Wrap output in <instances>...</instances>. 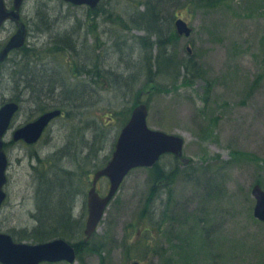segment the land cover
Instances as JSON below:
<instances>
[{"label": "rangeland", "instance_id": "rangeland-1", "mask_svg": "<svg viewBox=\"0 0 264 264\" xmlns=\"http://www.w3.org/2000/svg\"><path fill=\"white\" fill-rule=\"evenodd\" d=\"M139 1L101 0L90 16L86 7L61 0H24L20 15L28 35L22 51L32 58L14 51L0 65V105L20 98L22 84L16 88L13 72L27 67L52 82V92L46 88L34 96L43 112L58 102L64 107L40 141L28 147L11 143L12 131L42 112L34 100L20 105L4 137L9 165L0 233L17 240L36 231L49 236L53 230L36 221L38 189L48 186L47 179L69 180L66 197L59 198L56 189L52 199H62L82 226L67 241L76 249L84 238L93 174L106 165L121 128L142 102L148 127L181 137L189 163L161 158L160 171L175 172L170 186H153L148 169L131 171L90 240L102 246V254L81 249L71 264H264V223L253 216L251 194L255 184L264 190V0H218L209 7L197 0H178V7L176 0H154L165 30L175 29L178 19L190 29L189 36L165 46L159 65L158 48L147 42L156 36L133 21L146 8H136ZM5 2L11 7V0ZM41 16L49 25L44 34L35 29ZM119 17L129 19L125 27L115 23ZM15 30L11 22L0 28V48ZM51 34L68 35L77 45L74 55L68 53L82 66L73 77L67 73L69 58L52 55ZM101 72L103 83L96 77ZM107 190L103 178L97 192L102 196ZM141 233L154 254L137 247Z\"/></svg>", "mask_w": 264, "mask_h": 264}, {"label": "water", "instance_id": "water-1", "mask_svg": "<svg viewBox=\"0 0 264 264\" xmlns=\"http://www.w3.org/2000/svg\"><path fill=\"white\" fill-rule=\"evenodd\" d=\"M13 7L8 9L4 0H0V27L7 21H12L17 30L0 51V63L8 53L20 48L25 40L26 28L20 22V8L24 0H12ZM72 5H85L94 9L100 0H63ZM179 35L189 36L190 29L182 20L175 22ZM18 110V104L5 103L0 107V207L6 198L3 190L7 178L5 175L7 160L2 150V138L6 134L10 122ZM59 110L48 111L37 119L18 128L13 133V141L23 140L27 144L36 143L51 120L60 115ZM148 108L145 103H138L132 110L129 120L121 129L110 160L105 167L94 173L91 188L87 193L88 217L84 226L85 241L96 231L104 211L114 197L125 176L134 168H151L162 154L171 153L181 158L184 141L181 137L148 128L146 119ZM186 164V159H181ZM102 177L109 180V187L104 196L96 191V184ZM251 194L255 199L253 216L264 222V190L256 184ZM76 252L74 247L63 239H54L44 243H17L8 234L0 233V264H41L67 262L74 263ZM133 264H139L134 262Z\"/></svg>", "mask_w": 264, "mask_h": 264}, {"label": "trees", "instance_id": "trees-1", "mask_svg": "<svg viewBox=\"0 0 264 264\" xmlns=\"http://www.w3.org/2000/svg\"><path fill=\"white\" fill-rule=\"evenodd\" d=\"M152 4L149 6L147 2H144L143 0H140L138 2V4L136 5V8H140V5H145L146 8L143 9V11L141 12H137L138 15V19H133V21H136L142 25H145L144 27H146V30L149 32V35H155V42H151L149 41L148 38V46L151 49L154 45L158 48V52L157 55L155 57V64L156 62L158 63V65L160 64V59H157V56H159L161 53L165 52V46L167 44L170 43V41L175 40V38H177V33L176 31H174L175 29H172V26H167V29L165 30V23L161 22V18H159V9H156V1L151 0ZM131 2V0H130ZM196 3H199L200 5L203 6L207 5L209 6H215L218 5V0H197L194 1ZM100 4L98 5L97 8L95 9H89L87 8V13L90 16H93L96 14V11L99 9ZM176 7H178V0H176ZM38 16L41 15V13H37ZM127 21H129L128 18H123V17H119L116 20V24H121L123 27L126 26ZM170 25V24H169ZM35 29L38 30L40 33L46 32L48 31L49 25L48 22L46 20L43 19V16H41V18L39 17V23L35 25ZM44 34V33H43ZM52 35V34H51ZM179 37V36H178ZM54 39L55 41V46H52L50 49H53L51 52L55 53L52 54L53 56H57L59 54H64V57H67V59L69 58V56H71L70 54L74 55L77 49V45L73 42V39L70 38L68 35H61L59 36L57 35H52V40ZM144 43V42H143ZM26 48L27 46H23L20 50V52ZM18 50V51H19ZM28 50H24L22 51L23 53V57H28V58H32L30 53L27 52ZM70 53V54H68ZM46 55H51V53L49 52V50L47 49V54ZM150 57V54H149ZM151 60V59H150ZM169 62V65L171 64L170 60L167 59ZM76 61V60H74ZM72 63V58H69V66L70 69L67 70L68 76L69 77H73V73L75 72H79L80 69H82V66H79L77 61L74 63ZM163 62V61H161ZM28 63H30V61H28ZM2 65V64H1ZM77 69V70H76ZM185 70V69H184ZM87 71V70H85ZM103 72H101V74L99 73V76H96L100 79V81L103 83L104 80V76H103ZM15 77V82H16V88L18 86H20V84H22V89H20V98L18 100H13L14 102L18 103L19 105L21 104H27V103H31L35 98L34 96L38 97L39 93L46 90L49 92H52L53 89H51L49 87L50 84H52L49 76H45V75H36V74H32V72L27 69V67H24L23 70L20 71V74L17 75L15 72H13V78ZM49 78V79H48ZM24 96L26 97H32V100H30L29 98L25 99ZM22 99V100H20ZM36 107H38L39 112L43 113V110L39 107V105L42 106V104H38L36 103V101L34 100L33 102ZM38 104V106H37ZM43 107V106H42ZM63 107L64 104L62 102H58L56 103L55 106H52V109H59L63 112ZM49 109V110H52ZM47 112V110H46ZM117 113V112H116ZM127 113L125 112L124 116ZM170 156V155H169ZM163 157V156H162ZM161 157V158H162ZM173 158V160L176 162L178 159H176L175 157L171 156ZM160 158V160H161ZM160 160L150 169H148L149 174H150V180L152 181L153 186H155L156 184H163L164 182L168 183V186L173 185L176 177H175V172H162L159 169V163ZM189 163V162H188ZM188 165V164H187ZM191 178V176H190ZM68 179V178H67ZM46 182L48 183L47 187H43V189H38V193H37V197H36V221L40 223V226H45L47 228H50L51 230H53V232H51L50 234L48 233L49 236L44 235L43 234H36L38 231H36V233L32 234L31 236H25L26 238H19L18 240L13 238L14 241L16 242H22L21 240H25V241H30L32 243H42V242H47L50 241L54 238H61L63 240L66 241H71V239L75 236V231L78 227V230L80 231L81 229V225L78 226L77 222L75 220H73L69 214L68 211H66L63 203L61 202L62 199H59V201H54L52 199V192L57 190H61L60 193H62V196H60L59 198H65L67 193H69L70 191V184H69V180H68V185L65 184L64 182H59L58 180H56L55 182H52L50 180H46ZM258 183V182H257ZM69 187V188H68ZM176 222V220L174 221ZM39 227V228H41ZM191 229V228H190ZM78 231V232H79ZM70 234H73L72 237H70ZM61 236V237H60ZM147 234H142L141 233V239L138 240V244L137 247L141 246V248H144V253L145 254H154L152 251L154 250V248L152 247V244L150 239L148 237H146ZM91 239H89L87 242H84V238L82 240H77L76 242V253L79 252V250L83 249L84 251L88 252V253H95V254H102V246H97L94 245L93 243L90 242Z\"/></svg>", "mask_w": 264, "mask_h": 264}, {"label": "flooded vegetation", "instance_id": "flooded-vegetation-1", "mask_svg": "<svg viewBox=\"0 0 264 264\" xmlns=\"http://www.w3.org/2000/svg\"><path fill=\"white\" fill-rule=\"evenodd\" d=\"M21 109V108H20ZM20 109H19V111H20ZM18 111V112H19ZM26 124V123H25ZM24 125V124H23ZM23 125H21V126H23ZM21 126H19V127H21ZM19 127H17V128H19ZM16 129V128H15ZM14 129V130H15ZM13 130V131H14ZM40 141V140H39ZM10 142L11 143H15V144H17V143H20V144H23V145H25V146H28V147H31V146H34L35 144H33V145H28V144H26L24 141H17V142H14V141H12V139L10 140ZM4 146H5V142H4V144H3V149H4ZM4 152H5V150H4ZM8 159V158H7ZM8 165H9V163H8ZM8 165H7V168H8Z\"/></svg>", "mask_w": 264, "mask_h": 264}]
</instances>
